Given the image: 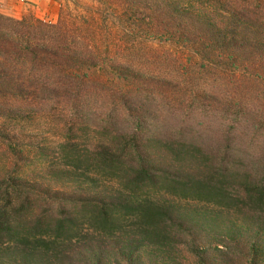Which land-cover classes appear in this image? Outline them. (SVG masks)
Masks as SVG:
<instances>
[{
  "label": "trees",
  "instance_id": "16d2710c",
  "mask_svg": "<svg viewBox=\"0 0 264 264\" xmlns=\"http://www.w3.org/2000/svg\"><path fill=\"white\" fill-rule=\"evenodd\" d=\"M144 1L100 0L114 7L116 27L124 16L138 18L141 5L152 7L143 5ZM157 2L156 7L163 4L165 16L160 11L125 30L129 34L140 28L149 34L161 30L178 38L173 40L175 44H183L190 52L186 85L193 86L197 78L217 70L223 75L220 78L231 82L234 94L230 99L234 100L242 82H258L263 76L264 62L260 60L264 53L258 51L264 52V0L231 4L227 9L211 0ZM90 18L84 15L81 24L77 23L67 18L64 9L57 23L0 13V101L38 95L52 101L56 119L42 127L53 131L58 150L46 167L55 164L71 182L96 190L107 176L125 185L127 197H79L46 189L43 183L20 174L23 166L19 161L12 170H0V264H145L142 257L151 252L155 254L148 264H264V174L257 167L246 169L243 161L232 165L229 152L224 157L215 155L202 136L146 139L148 112L142 97L134 92L136 82L116 91L121 92L124 108L131 111L125 125L119 126L108 114L103 124L90 126L97 115L86 109L91 95L101 96L102 90L96 91L99 86L108 91V78H117L118 83L132 78L128 75L130 56L120 61L105 56L102 44H107L96 38L99 32ZM163 20L167 23L161 27ZM68 100L70 111L63 106ZM259 106L264 109L263 104ZM6 115L0 120V142L15 158L28 159L26 166L50 158L46 151L30 156L35 149H49L50 142L43 140L41 147L29 143L27 150L25 135L10 130L16 121ZM15 145L24 147L17 150ZM158 154L176 166L185 165L187 171L158 167L153 163ZM166 196L210 205L215 208L213 214L251 211L263 218L245 231L243 225L229 227L239 237L247 233L252 238L248 246L241 247L238 239L202 245L203 232L217 233L216 217L211 215L207 223H200L198 213H190L196 219L184 222L174 216L173 202ZM222 232L218 230L220 235ZM110 244L116 249L113 259L107 253ZM237 253L242 254L238 261Z\"/></svg>",
  "mask_w": 264,
  "mask_h": 264
},
{
  "label": "rangeland",
  "instance_id": "374dc122",
  "mask_svg": "<svg viewBox=\"0 0 264 264\" xmlns=\"http://www.w3.org/2000/svg\"><path fill=\"white\" fill-rule=\"evenodd\" d=\"M50 1L54 4H52L54 7L49 8L51 9L50 11H53V15L46 14L43 11L29 10L21 17H15L4 13L1 8L0 13L15 19L35 16L47 22L57 23L60 13L64 9L67 18H74L80 24L82 16H90V21L93 22V25L99 32L96 38L105 40V44L109 48L105 49L106 46L102 44L104 47L102 49L105 50L104 55L108 57L110 55V58L112 56L116 57L118 61L122 57L125 58L126 55H129L130 60H132L131 66L129 65L132 69H128V75L132 77L131 79L118 83L117 81L119 80L117 78H108L109 80L106 85L109 88L108 91L99 86L96 91L99 92L101 89V96L98 97L92 94L89 98V104L86 109L94 111L97 114L92 122L89 119L91 127L103 124L108 114H111L113 121L119 126L125 125L131 111H127L124 108L123 102H120L121 92L116 91L124 84L127 87L136 82L134 84L136 88L134 92L142 97L141 100L144 101L142 103L144 105L143 109H147L148 112V122L145 126L148 130L144 131V135L147 136L146 139L156 137L165 141L202 136L208 142L209 149L215 155L224 157L225 153L229 152V159H232V165L243 161L247 165L246 169L257 167L258 171L264 174V109L259 106L261 104L264 105V74L257 79L258 82L252 80L242 82L243 85L235 93L238 99L234 98V100L230 99V95L234 94L231 82L228 78L226 80L220 78L223 75H218L216 73L217 70H211L210 73L205 74L202 78H197V83L194 82L193 86L186 85L185 80H187L191 69L187 64L190 52L183 44H175L174 41H177L178 38L174 40L173 37L167 36L168 34L165 35V32L161 30L159 34H149V32L144 31L142 28L140 30L136 29L130 34L125 30L127 27L130 28L138 25V21L144 17L150 19L151 15H160V11L165 10L162 2L165 3L166 0H145L143 5L148 4L152 7L143 8L141 5V8H138L137 20L134 17L128 18V16H124L123 23L119 27H116L113 22L116 17L113 14L114 11H112L114 7L109 8L108 5L101 4L100 0ZM157 1H161L162 7H156L158 5ZM185 1L188 3L191 0ZM211 1L216 3L219 8L225 6L227 9L231 4L233 6L243 5L249 0ZM225 7L222 8L224 9ZM253 11L255 13L254 9ZM162 13L163 15L161 16H165V11ZM254 13L251 12V18L253 21H256ZM165 23L167 22L163 20L161 27ZM201 24H204V22H200ZM258 52L260 54L264 53L263 51ZM260 61L264 62V59ZM237 71L241 76V72ZM38 96L37 98L29 97L20 101H17V99L0 101V120H3L1 117L4 115L10 114V118L16 121L11 124L10 130L17 129L25 135L22 136V139H24L23 143H25L27 150L30 147L27 146L29 143L34 142L33 144H36L34 146L38 145V147H41L44 145L43 140L47 139L51 147L47 150L35 149L30 153V156H39L40 151H46L49 154L51 153L50 158L41 164L33 163L26 166L25 163L29 161L28 159L25 160L26 158L24 159L20 155H16L18 159L15 158L8 147L0 142V170H12L19 161V165L23 166L20 174L25 175L32 182L38 181L43 183L46 189L79 197H84L87 194L94 195L95 197L120 194L124 198L126 196V192L124 193L126 191L125 185L120 181H115L114 179V181H111L108 179L109 177L104 176V179L102 178L103 180L99 181L98 185L100 186L96 190L95 187H87L80 183L71 182L68 176L62 174L55 164L52 168L46 167L53 158L51 155L57 154L56 150H58V147L56 146V137L53 135V131L47 130L49 127H42V125L48 124L56 118L52 114L54 113L51 107L52 101L48 99L44 100L42 95ZM146 96L149 98L146 99ZM96 98L97 101H95ZM56 103L62 105L57 100ZM238 103H242L243 105L238 106ZM69 105V100L68 103L63 104L64 107L69 109L68 111H70ZM95 113H93V116ZM37 125L38 127H36ZM27 131L29 133L25 134ZM23 147V145L14 146L17 150ZM25 154H29L28 151ZM163 155L165 156V153ZM155 157L156 159L153 160V163L155 162L160 168L187 171L185 165L176 166L174 163H169L160 154L153 156V159ZM38 158L35 157V159ZM55 162L53 161L52 163ZM155 196L160 200L164 199L162 195ZM166 198L173 202L174 206H170L174 208V216L180 220H184V222L193 223V220L198 218L200 223H207L209 216L214 215L216 217V229L221 232L223 231V235H220L218 230L213 235H207L203 232L199 240V243H203L202 245L209 243L216 244L220 240L228 242L238 239L241 247L248 246L252 238L244 232L242 233L243 237H239L229 227L234 224L243 225L245 231V229L255 226L263 218L262 215L251 213V211L243 214L227 211L213 214L215 208L210 205H196L195 202L183 199H175L174 201L169 196H166ZM190 213L198 214L196 218H193L192 215L189 216ZM123 244L121 242V245ZM113 250L116 249L113 244H110L107 248V253L111 259L114 258ZM153 254L155 252L148 253L147 255H143L142 253V258L146 262L145 264L151 261L149 257ZM182 254L183 256L186 255L184 251ZM243 254L245 255V250H243ZM217 255L221 256L219 253ZM241 255L237 253L236 256L239 257L235 260L238 261L242 257ZM178 258H181V255ZM234 264H239V262H235Z\"/></svg>",
  "mask_w": 264,
  "mask_h": 264
},
{
  "label": "crops",
  "instance_id": "0c3cea01",
  "mask_svg": "<svg viewBox=\"0 0 264 264\" xmlns=\"http://www.w3.org/2000/svg\"><path fill=\"white\" fill-rule=\"evenodd\" d=\"M50 0H0V8L6 14L21 17L29 10L53 15L50 7H54ZM49 12V13H48Z\"/></svg>",
  "mask_w": 264,
  "mask_h": 264
}]
</instances>
